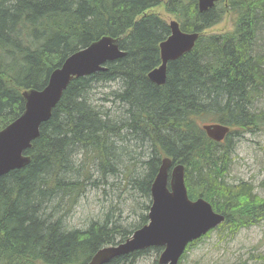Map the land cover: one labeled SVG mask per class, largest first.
Listing matches in <instances>:
<instances>
[{
  "label": "trees",
  "instance_id": "1",
  "mask_svg": "<svg viewBox=\"0 0 264 264\" xmlns=\"http://www.w3.org/2000/svg\"><path fill=\"white\" fill-rule=\"evenodd\" d=\"M160 8L185 31L204 33L228 14L232 19L231 30L200 35L191 51L170 61L163 85L147 77L171 32ZM263 29L264 0H221L205 11L198 0H0V130L23 112V90L42 89L79 48L110 35L126 52L105 70L74 78L26 149L30 161L0 177V264H86L148 222V213L130 226L106 214L85 228L67 227L56 203L77 199L90 161L103 181L127 162L141 165L130 184L148 196L149 210L152 181L170 156L185 166L189 197H203L225 215L217 229L235 235L262 220L264 197L251 182L228 180L234 131L216 141L201 124L264 129V110L256 106L264 94ZM100 82L116 83V109L94 103L91 87ZM212 231L189 243L178 264ZM149 251L159 255L162 247L104 264H132ZM256 256L264 264V255Z\"/></svg>",
  "mask_w": 264,
  "mask_h": 264
},
{
  "label": "water",
  "instance_id": "2",
  "mask_svg": "<svg viewBox=\"0 0 264 264\" xmlns=\"http://www.w3.org/2000/svg\"><path fill=\"white\" fill-rule=\"evenodd\" d=\"M216 1L198 0V7L205 11ZM170 26L171 35L160 44L162 63L148 73L156 84L165 83L168 62L191 51L199 37L198 32H183L176 20H172ZM124 55L125 52L119 47V38L104 35L70 54L51 72L47 85L42 89L23 90V112L0 130V177L30 161V156L24 154L26 149L39 135L41 124L51 117L52 110L74 78L104 70L103 64ZM203 128L218 141L230 130L229 126L220 123L205 124ZM172 163L170 157L162 158L151 184L148 222L126 240L100 248L86 264H104L117 255L155 246L163 247L158 258L160 264H178L191 241L200 238L225 219V215L215 211L205 198L189 197L185 166L182 163L172 166Z\"/></svg>",
  "mask_w": 264,
  "mask_h": 264
},
{
  "label": "rangeland",
  "instance_id": "3",
  "mask_svg": "<svg viewBox=\"0 0 264 264\" xmlns=\"http://www.w3.org/2000/svg\"><path fill=\"white\" fill-rule=\"evenodd\" d=\"M159 12L167 21L174 17L163 8H160ZM231 29L232 19L228 14L211 31L226 32ZM262 36L264 41V32ZM115 87V82L95 83L91 87L94 103L114 107L110 93ZM256 106L258 111L264 110V94L257 100ZM233 131L235 151L232 154L228 180L231 183L251 182L254 192L264 197V129L253 126L248 131L235 128ZM125 164L121 173L118 170L103 181L100 180L99 168L94 167L90 161L91 170L81 173L86 184L77 199L69 203V199L63 196L56 203L60 209L58 214H61L67 227L85 228L89 222L102 220L106 214L114 220L117 219L122 225L130 226L139 220L142 213H148L149 210L145 208V205L149 204L148 196H140L132 190L130 184L131 176L140 171L141 165L130 162ZM257 253L264 255V218L241 228L235 235H226L220 229H214L188 250L182 264H263L256 256ZM158 257L154 251H149L132 264H152Z\"/></svg>",
  "mask_w": 264,
  "mask_h": 264
},
{
  "label": "bare ground",
  "instance_id": "4",
  "mask_svg": "<svg viewBox=\"0 0 264 264\" xmlns=\"http://www.w3.org/2000/svg\"><path fill=\"white\" fill-rule=\"evenodd\" d=\"M165 40H166V39H164L163 41H165ZM163 41H161L160 44H161ZM160 44H159V45H160ZM80 49H81V48H79L78 50H80ZM48 81H49V79H48ZM47 83H48V82H47ZM46 85H47V84H46ZM46 85H45V86H46Z\"/></svg>",
  "mask_w": 264,
  "mask_h": 264
}]
</instances>
